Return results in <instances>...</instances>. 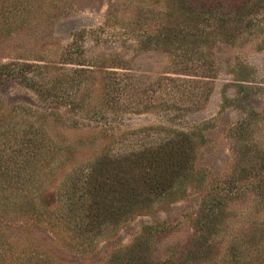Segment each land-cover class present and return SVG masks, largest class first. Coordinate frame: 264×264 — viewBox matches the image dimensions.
Segmentation results:
<instances>
[{
    "label": "rangeland",
    "instance_id": "374dc122",
    "mask_svg": "<svg viewBox=\"0 0 264 264\" xmlns=\"http://www.w3.org/2000/svg\"><path fill=\"white\" fill-rule=\"evenodd\" d=\"M182 1L0 0V63L48 64L45 76L61 70L48 87L69 102L60 107L16 81H0V264H105L115 249L130 245L155 222L168 230L154 234V229L151 255L184 260L200 233L195 218L210 208L216 220L203 231L210 243L206 261L186 263L222 264L224 257L230 264H264V202L253 190L255 175L243 170L256 161L254 141L264 142L261 36L235 44L194 43L191 37L149 42L166 19L192 23ZM72 39L83 50H73L71 57L66 47ZM182 55L207 62L213 76L200 107L142 105L115 113L103 106L107 70L130 74L132 84L151 95L161 77L186 67ZM71 58L91 64L81 85H73L69 75L80 67L60 63ZM64 77L67 89L56 81ZM243 78L251 80L250 88L237 84ZM239 120L249 122L255 135L230 137L228 130ZM109 122L122 131L150 124L193 130L194 158L175 182V193L154 198L116 223L108 220L94 237H82L68 217L52 219L66 207L74 181L110 141L96 131ZM25 144L27 155L21 153ZM220 180L228 181L221 189L215 187ZM225 194L233 198L227 201ZM80 242L83 247L75 248Z\"/></svg>",
    "mask_w": 264,
    "mask_h": 264
},
{
    "label": "trees",
    "instance_id": "16d2710c",
    "mask_svg": "<svg viewBox=\"0 0 264 264\" xmlns=\"http://www.w3.org/2000/svg\"><path fill=\"white\" fill-rule=\"evenodd\" d=\"M185 2L183 4L186 9L189 8L188 17L192 23L182 26L166 19L167 22L162 24L153 38H149V42L155 40V42L172 43L177 39L191 37L190 41L194 43L200 41L235 44L240 39L246 41L261 36L258 45L263 49L264 0H185ZM66 48L71 57L75 54L73 50H83L73 39ZM182 57L185 62L180 63H185L186 67L174 72L176 76L161 77L151 95L145 89L140 91L132 84L130 74L107 70L101 90L103 106L115 113L139 111L137 109L142 105L152 108L169 104L181 111L200 107L209 92L206 86L208 80L213 76L207 69V62L203 63L193 56L186 58L182 55ZM60 63L61 65L71 63L80 67L73 69L72 74H69L72 76L73 85L83 83L84 74L91 65L73 61L72 58L70 62L63 60ZM47 66L48 64L23 60L2 62L0 81L8 79L16 81L21 87L33 91L38 99L44 101L49 99L51 104L66 107L69 104L68 100L60 96L54 97L48 87V84L54 82L56 75L62 74L61 70L56 72L58 74L45 76L42 70ZM65 77L56 81L67 89L69 83ZM237 80L240 87H251L248 84L251 80L246 78ZM112 123H104V126L101 125L99 130H96L103 136L109 135L110 141L103 146L101 154L92 166L83 170L79 179L74 181L71 194L70 196L68 194V199L66 198L68 200L66 207L60 210L59 216L57 213L56 218L52 219L54 222L58 217L60 219L68 217L69 221L75 222V228L72 230L76 229L78 235L82 237L84 234H87V237L90 235L94 237L96 234L92 233L105 227L108 220L116 223L121 216L128 217L136 209L152 203L154 198L175 193L173 190L175 182L187 171L185 169L190 166V160L194 158V146L190 141L197 133L193 130L187 132L168 128L162 124H150L122 131ZM252 127L249 122L239 120L228 130L229 135L237 141L240 137H244V134H254ZM254 142L256 161L243 170L255 175L257 181L253 185V190L264 202V142L261 144ZM30 151L29 144H25L21 149L24 155L29 154ZM226 183L227 180H220L215 187L221 189ZM224 196L227 201L233 198L229 194ZM196 218L195 221L202 234L198 233L184 260L182 258L175 262L170 258L155 259L151 255L154 229V234L168 230L167 226L161 225L162 222H155L153 226L147 225L145 231L138 234L130 245L115 249L105 264H187L186 261L189 259L206 261L209 251L205 253L204 251L210 243L203 231L206 232L212 225V219L216 220L213 208H210L204 216ZM79 236L72 234L71 238L79 239ZM9 245L12 247L11 243ZM77 247H83V243L82 246L81 242L77 246L75 244V248ZM222 264L230 263L223 257Z\"/></svg>",
    "mask_w": 264,
    "mask_h": 264
}]
</instances>
